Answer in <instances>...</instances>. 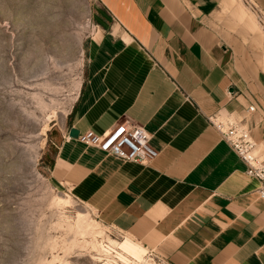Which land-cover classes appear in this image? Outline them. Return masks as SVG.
I'll return each instance as SVG.
<instances>
[{
	"label": "crops",
	"instance_id": "obj_1",
	"mask_svg": "<svg viewBox=\"0 0 264 264\" xmlns=\"http://www.w3.org/2000/svg\"><path fill=\"white\" fill-rule=\"evenodd\" d=\"M96 1L105 27L89 43L52 179L170 264H264L260 184L210 123L255 106L252 137L264 141V31L239 0ZM126 122L152 136L150 165L69 137Z\"/></svg>",
	"mask_w": 264,
	"mask_h": 264
},
{
	"label": "rangeland",
	"instance_id": "obj_2",
	"mask_svg": "<svg viewBox=\"0 0 264 264\" xmlns=\"http://www.w3.org/2000/svg\"><path fill=\"white\" fill-rule=\"evenodd\" d=\"M99 10L96 0H0V264H170L103 226L51 177L89 43L105 27ZM125 242L142 260L116 245Z\"/></svg>",
	"mask_w": 264,
	"mask_h": 264
},
{
	"label": "built area",
	"instance_id": "obj_3",
	"mask_svg": "<svg viewBox=\"0 0 264 264\" xmlns=\"http://www.w3.org/2000/svg\"><path fill=\"white\" fill-rule=\"evenodd\" d=\"M241 1L264 31V13L261 9L253 0ZM245 112L246 116L241 119L219 113L210 118V123L219 132L223 141L246 164L247 175L259 182L257 197L264 201V141L256 142L252 137L255 124L250 121V115L256 112L255 106H249ZM78 140L122 162L142 166L150 165L159 156V152L151 146L152 136L145 127L130 125L127 122L111 128L102 135L88 131L79 135Z\"/></svg>",
	"mask_w": 264,
	"mask_h": 264
},
{
	"label": "bare ground",
	"instance_id": "obj_4",
	"mask_svg": "<svg viewBox=\"0 0 264 264\" xmlns=\"http://www.w3.org/2000/svg\"><path fill=\"white\" fill-rule=\"evenodd\" d=\"M69 203H71V200H68ZM67 202V203H68ZM81 219H85V218H81ZM113 243V242H112ZM115 244V243H114ZM116 245L120 248V250H122L123 252H125L126 254L131 255L132 257L138 259V260H142L139 254V250L134 247L132 244L129 243H116ZM108 249L111 251L114 248H112V246H108ZM115 252V251H113ZM123 261H127L128 259H126L125 257H122ZM144 264H147L146 262Z\"/></svg>",
	"mask_w": 264,
	"mask_h": 264
},
{
	"label": "water",
	"instance_id": "obj_5",
	"mask_svg": "<svg viewBox=\"0 0 264 264\" xmlns=\"http://www.w3.org/2000/svg\"><path fill=\"white\" fill-rule=\"evenodd\" d=\"M79 134L80 133H79L78 130L71 129L70 132H69V137L72 138V139H78Z\"/></svg>",
	"mask_w": 264,
	"mask_h": 264
},
{
	"label": "trees",
	"instance_id": "obj_6",
	"mask_svg": "<svg viewBox=\"0 0 264 264\" xmlns=\"http://www.w3.org/2000/svg\"><path fill=\"white\" fill-rule=\"evenodd\" d=\"M55 155H56V153H55ZM55 155H54V157H55ZM53 163H54V159H53V162L51 163V167L53 166Z\"/></svg>",
	"mask_w": 264,
	"mask_h": 264
}]
</instances>
